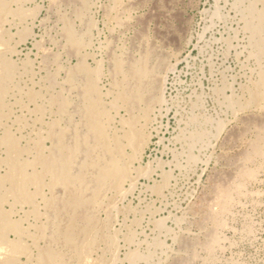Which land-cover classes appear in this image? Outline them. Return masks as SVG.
Masks as SVG:
<instances>
[{
  "label": "bare ground",
  "instance_id": "1",
  "mask_svg": "<svg viewBox=\"0 0 264 264\" xmlns=\"http://www.w3.org/2000/svg\"><path fill=\"white\" fill-rule=\"evenodd\" d=\"M65 1L80 17L83 30L76 32L71 22L64 21L63 36L68 43L64 48L66 61L44 52L46 64L56 66L54 78L45 74L46 79L36 84L37 89L22 86L21 75L28 74V65L17 66L7 56L14 50L11 45L0 49V148L5 152V156L0 157V193L3 194L0 198V264H19L21 255L26 264H77L87 252L85 246L89 245L88 252H91L97 242L103 244L102 253L110 255L102 263L114 264L118 236L112 232L114 229L110 230L107 221L100 222L99 211L113 206L106 200L110 192L121 196L126 190L125 183L132 184L129 175L133 171L132 159L140 154L147 141L150 114L161 102L166 74L173 67L165 47L142 42L140 37L145 34L137 30L140 34L130 38L131 45L121 55L120 49L119 56L112 55L111 51L107 54L110 81L103 90L99 85L100 64L91 67L86 63L91 38L88 11L92 0ZM233 6L247 33L248 57L254 62L255 72L254 87L246 92L243 101L236 93L222 98L226 109L236 118L235 126L227 128L222 142L225 150L233 146L239 150L221 154L225 168L214 172L217 173L215 182L197 207L194 206L191 218L181 219L182 232L173 237L174 247L167 264H215L225 240L223 233L229 229L227 219L231 209L245 194L244 182L259 179L258 175L264 171V0H233ZM3 8L4 2L0 0V10ZM72 56L76 63L69 65L67 62ZM55 85L57 92L53 91ZM29 103L32 108L28 107ZM15 108H24L27 114L16 113ZM27 115L33 116L31 125ZM45 115L50 116L49 120H44ZM221 122L217 129L224 128ZM28 124L30 132L24 135L22 128ZM246 135L249 137L245 138ZM205 138L204 128L190 129L188 142L185 139L189 162L195 159L192 149ZM128 150L132 152L129 154ZM45 188L50 191L49 197L43 193ZM39 197L45 207L41 213L43 220ZM3 203H7L8 208ZM24 205L28 209L15 220V209ZM24 220L28 227L22 225ZM191 224L195 225L196 234L189 235ZM157 227L161 229L160 225ZM133 236V231L127 227L124 240L131 242ZM27 237H31L30 245L24 244ZM39 240L42 245H38ZM161 245L155 240L153 248L146 252L129 249L124 259L128 264H138L139 260L144 264H158L152 259L153 249ZM233 263L239 264L237 260Z\"/></svg>",
  "mask_w": 264,
  "mask_h": 264
},
{
  "label": "rangeland",
  "instance_id": "2",
  "mask_svg": "<svg viewBox=\"0 0 264 264\" xmlns=\"http://www.w3.org/2000/svg\"><path fill=\"white\" fill-rule=\"evenodd\" d=\"M1 1L4 8L0 10V49L1 46H12L14 50L7 56L17 66L28 65V74L21 75L22 86L37 89L47 74L55 77L56 66L46 64L44 52L67 60L64 48L68 43L63 36L65 23L71 22L74 31L79 32L83 30V22L65 0ZM134 1L92 0L88 11L91 38L87 45L89 57H86V63L91 67L100 64L102 78L99 85L106 90L110 81L107 54L111 51L112 55H121L131 45V39L142 31L145 34L140 37L142 42L145 40L147 45L156 43L157 46H164L170 53L169 62L173 70L167 72L161 102L150 114L147 141L140 154L132 159L133 171L129 174L132 184L128 186L125 183L126 190L121 196L111 192L108 194L106 200L114 208L100 210L99 220L101 223L107 221L110 230L114 229L112 232L118 236L114 264H128L124 255L129 249L146 252L148 248H153L151 246L155 240L162 245L153 249L152 259L158 264H167L174 247L173 237L182 232L183 218H191L190 212L215 182L214 174L217 173L214 172L225 168L222 155L225 151L231 154L239 150L237 146L225 150L222 142L225 131L236 124L235 114L226 109L222 98L223 95L235 93L242 101L247 97L246 92L254 87V62L248 57L247 33L242 29L243 22L234 9L233 0H138L133 4ZM167 31L175 32L177 36L169 32L168 37ZM75 59L70 57L67 64L74 65ZM56 85L54 92L58 91ZM32 106L28 104L29 108ZM14 111L27 114L24 108H15ZM48 116L45 115L44 120H49ZM191 117L197 121L196 125ZM27 119L28 123H32L33 116L27 115ZM218 122L224 126L222 130L217 129ZM29 124L22 128L24 135L30 132ZM199 127L206 131V138L194 146L192 153L195 159L189 162L186 155L188 135L190 129ZM45 143L48 145L49 142ZM131 152L128 150L129 154ZM4 156V149L0 148V157ZM259 175L255 181L244 182L245 194L231 209L232 213L227 219L229 229L223 233L225 240L215 264H234L236 260L239 264H264V171ZM43 193L49 197L50 191L45 188ZM2 195L0 193V198ZM38 200L43 220L41 213L45 207L40 197ZM3 206L8 208L9 205L3 203ZM27 209V205L22 208L18 206L13 218L18 220ZM24 221L22 225L28 227ZM126 226L133 231L131 242L123 237L127 232ZM188 228L189 235L197 233L195 225L191 224ZM30 240L31 237L25 238L24 244L30 245ZM99 243L91 252H88L89 245L85 246L87 252L77 264H103L108 260L109 253L103 254V244ZM38 245H42L41 240ZM32 250L35 253L34 247ZM24 261L25 257L21 255L19 264H26ZM138 264H144L143 260H139Z\"/></svg>",
  "mask_w": 264,
  "mask_h": 264
}]
</instances>
